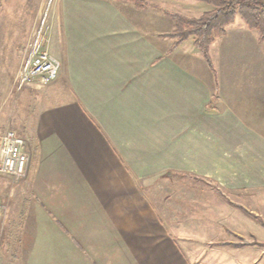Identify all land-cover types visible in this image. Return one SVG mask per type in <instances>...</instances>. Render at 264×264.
I'll list each match as a JSON object with an SVG mask.
<instances>
[{"label":"crops","instance_id":"1","mask_svg":"<svg viewBox=\"0 0 264 264\" xmlns=\"http://www.w3.org/2000/svg\"><path fill=\"white\" fill-rule=\"evenodd\" d=\"M44 1L6 4L5 18L20 25L16 34L10 29L6 40L0 39L3 53L7 47L23 51L29 46ZM12 5L14 13L9 12ZM53 6L47 37L56 40L55 53L63 62L60 76L27 89L18 108L0 116V126L12 127L31 144L29 190L21 193L16 211L27 215L26 223L36 229L30 248H22L25 264L42 254L70 255L72 264L78 255L84 264H113L103 231L116 223L124 229L126 222L111 218L119 208L103 206L104 201L126 197L134 152H146L144 163L153 169L168 164L163 142L171 143L172 150L175 135L184 151L183 164L214 167L202 175L245 192L264 213V43L256 30L243 19L226 27L210 46L214 73L195 45L196 54L191 53L190 38L171 50V17L147 13L129 0H54ZM222 149L229 152L226 160L219 156ZM12 192L4 198L10 199ZM30 197L37 205L26 210ZM95 197L103 200L94 203ZM94 230L101 231L100 237L95 239ZM46 234L61 248L44 251ZM5 237L0 239L2 257L11 246ZM240 242L219 241L228 249L215 256L232 262L240 253V264H253L257 253L264 252V243ZM238 245L257 246L255 256L252 249L234 248Z\"/></svg>","mask_w":264,"mask_h":264},{"label":"rangeland","instance_id":"2","mask_svg":"<svg viewBox=\"0 0 264 264\" xmlns=\"http://www.w3.org/2000/svg\"><path fill=\"white\" fill-rule=\"evenodd\" d=\"M143 1L145 4L143 7L132 3L139 9H147V13H155L161 17L166 15L164 12L166 10L172 13H181L188 17H199L204 12L212 9L210 4L199 0ZM8 2L10 3L11 0H0V39L2 36L5 39L4 36L6 37L7 33L10 35V29H12V32L15 31L14 34H16V25H20L18 21H11V18H5L8 13V5L6 6ZM44 2L43 11L38 19L35 20L36 22H34L29 40H31L35 30L43 21L46 27L48 24L51 25L54 0H45ZM14 9L15 7L12 5L11 8L9 7V12L14 13ZM235 19L236 21H243L239 14L236 15ZM52 33L53 29L50 27L49 35L52 36ZM192 39L190 37L187 46L190 45L191 53L196 54L195 46H192L194 45ZM48 44L50 52L59 57L55 53L57 48L56 40L51 38ZM26 47L28 45L24 46L23 51L22 49L10 51L7 47V52L5 53L2 52L3 50L0 47V65L4 66L3 69L0 68V116L4 117L9 108H18L21 103L20 97L23 93H26L27 89L33 86L34 88L39 87L37 85L19 86L16 83L20 69L27 56ZM59 59L63 66L62 59L60 57ZM37 90H41V88H37ZM34 98L36 99V97ZM7 129L14 130L12 127L0 126V131ZM24 138L27 141V151L31 164V144L26 137ZM163 143L167 148L164 149L162 155L168 164H160L153 169V167L144 163L148 161V158H145L146 155H143L146 152H134L133 157L136 160H132L133 165L129 170V173L133 175L132 179L127 176L126 197H110L108 201L106 199L104 201L103 206H109L114 210L119 208L117 210L118 213L113 214L111 218L116 217L117 219V216H120V219L126 222L124 229L122 225L119 227L117 223H114L113 227L110 225L107 230L103 231L107 235L106 244L108 248H105V250L114 254L109 256L111 257L110 263L118 264V259H120V264H240V261H237L240 253L235 254L236 256L231 260L232 262H222L220 255L215 256V253H221V251L228 249V247L221 246L219 241L234 239L241 243L240 241L248 239L254 240V244L263 245V211L260 207L254 206L256 203L251 197H245V194H243L245 192L239 189L231 190L229 185L223 186L221 184L227 183L202 175V173H207L209 168H211L209 173H212L214 167H200L197 165L188 167L183 164L185 155L176 135L173 139L172 150L169 148L171 143H166L167 145L165 142ZM218 153L224 160L230 156L228 150L222 149ZM215 157H218V155L216 154ZM135 162L138 164H135ZM157 168L158 170L165 169L153 174ZM220 168L222 169V167ZM29 170L22 178L0 175V199L2 197V201L0 200V239L3 241V235L6 236L4 238L6 240L5 243L11 245L8 250L5 245L7 253H4V257L0 254V264H25L22 259V248L27 250L35 240L36 229L29 227L31 224L26 223L24 218L27 215L16 214L17 207L22 205L20 203L21 193L29 190L27 182ZM11 192L13 193L12 197L5 199V195L9 196ZM97 198L95 197L91 201L93 200L94 203H97L98 200H103ZM29 200L30 204H25L27 206L26 210L28 208L31 210L35 204L37 205V199L34 200L30 197ZM121 211H123V214ZM245 217L248 221L253 222L254 226L252 223L246 224L244 222ZM16 218L24 219V221L15 223L17 222ZM231 221L236 226L234 224L232 227ZM257 226L259 228H256ZM94 233L96 239L100 237L99 233L101 231L94 230ZM50 240L51 238L48 235L42 237L41 246L44 251L46 249L48 251L51 247L53 249L61 248L56 247ZM59 243L61 244V241ZM241 245L234 248H249L253 250L252 254L257 250V246ZM79 248L85 251L86 247L81 246ZM234 253L235 251L232 254ZM169 254H171L172 258L169 257ZM257 255V260L253 264H264V252L257 253ZM79 257L78 255L76 258L77 264H84ZM99 257L102 258L101 256ZM70 258V255L56 256L55 258L51 255L42 254L36 260H33L31 264L74 263V261L71 262Z\"/></svg>","mask_w":264,"mask_h":264},{"label":"trees","instance_id":"3","mask_svg":"<svg viewBox=\"0 0 264 264\" xmlns=\"http://www.w3.org/2000/svg\"><path fill=\"white\" fill-rule=\"evenodd\" d=\"M143 7V0H129ZM212 6L199 17H188L181 13L164 11L174 20V29L168 35L173 38L171 50L176 49L190 37L199 49L211 70L215 67L210 55V46L217 37L226 33V27L239 14L249 29L259 33V39L264 43V0H199Z\"/></svg>","mask_w":264,"mask_h":264},{"label":"built area","instance_id":"4","mask_svg":"<svg viewBox=\"0 0 264 264\" xmlns=\"http://www.w3.org/2000/svg\"><path fill=\"white\" fill-rule=\"evenodd\" d=\"M48 45L47 27L43 21L30 40L25 62L16 80L19 86L41 87L58 79L62 63L50 52ZM29 166L26 139L15 130L0 131V175L22 178Z\"/></svg>","mask_w":264,"mask_h":264}]
</instances>
